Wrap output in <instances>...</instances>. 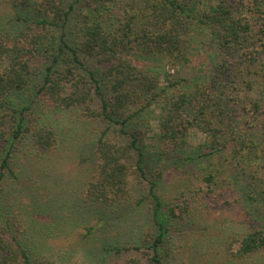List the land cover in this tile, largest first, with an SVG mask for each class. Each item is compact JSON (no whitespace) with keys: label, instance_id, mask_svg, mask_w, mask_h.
Instances as JSON below:
<instances>
[{"label":"trees","instance_id":"obj_1","mask_svg":"<svg viewBox=\"0 0 264 264\" xmlns=\"http://www.w3.org/2000/svg\"><path fill=\"white\" fill-rule=\"evenodd\" d=\"M2 3L0 264H96L46 252L49 224L14 203L22 163L60 150L63 113L88 136L70 206L121 233L98 264H174L193 239L210 264H264V160L252 157L264 152V0ZM200 40L207 69L192 73ZM167 174L178 183L169 199ZM213 207L237 223L204 232ZM136 211L147 216L131 229Z\"/></svg>","mask_w":264,"mask_h":264},{"label":"rangeland","instance_id":"obj_2","mask_svg":"<svg viewBox=\"0 0 264 264\" xmlns=\"http://www.w3.org/2000/svg\"><path fill=\"white\" fill-rule=\"evenodd\" d=\"M9 9L7 4H0V26L7 22ZM197 53V59L190 68L192 73L204 72L207 69L209 54L203 40L198 41ZM154 62L155 66L163 68V59L157 58ZM57 120L62 136L60 150L42 162L28 160L22 163V166L18 168L20 178L22 176V186L18 189V196L14 203L24 208V212L33 220V224L37 223L36 221L49 224L50 237L45 238L44 242L40 241V244L47 249L46 252L54 253L55 256H66L73 261L98 264L102 262L103 254L106 253L103 248L104 241L108 243L109 237L115 233L116 228L109 230L108 227L99 225L95 215L86 214L83 208L70 206V200L79 202V188L76 183L79 182L78 178H83L82 173L85 169L90 167L88 155L82 152L86 148L84 141L88 140V136L81 128L78 133L74 132V125L79 123L76 122L72 113H63L57 117ZM189 133L194 145H199L205 138L204 134L196 128H191ZM79 134L80 138H78ZM255 153L252 157L257 160L262 159L261 162H263L264 152L260 151L259 155ZM177 185L175 175L167 174L159 185V193L167 195L168 197L165 198L169 199L170 195L176 193ZM45 201L47 203H44ZM213 209L216 211L205 210V215L202 217L204 221L201 225L203 228L207 227V230H203L204 232H212L213 226L224 225L226 222L230 225L237 223L228 209L215 207ZM132 214L130 219L128 217L130 227L137 229L144 224L145 218L142 217L147 215L137 211ZM91 224L96 226V231L86 238L85 226ZM120 234L116 231L117 236ZM194 243V239L189 241V247L182 260H177L174 264H210L209 260L200 256V249L196 250L191 247Z\"/></svg>","mask_w":264,"mask_h":264}]
</instances>
